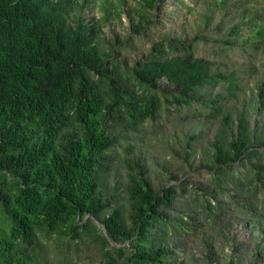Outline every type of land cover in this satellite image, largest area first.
I'll return each instance as SVG.
<instances>
[{"label":"trees","instance_id":"1","mask_svg":"<svg viewBox=\"0 0 264 264\" xmlns=\"http://www.w3.org/2000/svg\"><path fill=\"white\" fill-rule=\"evenodd\" d=\"M164 1L140 0V9L127 12L134 33L127 41L154 24L151 11ZM206 1L205 31L215 11L240 13L230 29L222 23L213 29L226 31L216 40L222 51L240 39L252 42L249 49L262 48L264 18L254 0ZM91 2L0 0V264H52L43 257L52 244L63 255L71 245H87L99 251L103 264H178L169 233L197 235L210 222L214 227L233 216L252 229L255 249L247 252L239 242L229 264H245L247 254L251 264H264V200L258 202L264 189V130L250 129L247 110L232 122L228 104L241 90L239 76L216 72L197 57L199 38L167 34L129 64L120 56L124 44L103 37L116 12L101 6L100 18H88ZM218 87L222 90L212 97L208 89ZM256 90L254 110L263 117L264 81ZM195 105L210 110L208 118L220 119L210 143L213 153L203 152V164L195 167L191 159L202 136L190 134L183 155L174 159L193 172L206 170L208 177L193 186L173 174L155 186L143 157L129 153L130 143L144 123ZM123 148L124 156L115 155ZM112 161L124 171L121 198L116 187L111 194L103 189ZM220 232L228 240L225 230Z\"/></svg>","mask_w":264,"mask_h":264},{"label":"rangeland","instance_id":"2","mask_svg":"<svg viewBox=\"0 0 264 264\" xmlns=\"http://www.w3.org/2000/svg\"><path fill=\"white\" fill-rule=\"evenodd\" d=\"M92 9H86L87 17L96 16L100 18L103 11L101 6L116 12L111 20L103 27V37L107 41H120L124 44L120 50L121 57L132 64L149 52L153 42L159 40L166 34L172 37L181 38L190 41L199 38L196 44V56L206 59L210 62L216 72H236L239 76L241 90L236 93L228 104L231 109L232 122L236 125V115L243 110H247V116L250 122V129L255 133L264 130V116L260 117L254 110V102L257 101V85L264 81V42L262 48L255 50L249 49V44L243 40H238L230 51L224 52L216 43V40L224 35L213 32L217 24L222 23L225 29H230L239 20L237 9H230L227 13L217 10L214 13L213 24L205 31V22L202 14L207 11L208 4L206 0H185V5H180L178 0H166L159 9L151 11L155 14L154 24L139 35H134L133 39L127 41L130 33L134 34L131 29V22L127 12L131 9H140V0H91ZM210 1V0H209ZM191 8V10H189ZM253 8L259 10L261 17L264 18V0H254ZM224 13V14H222ZM117 14H119L117 16ZM120 16V17H119ZM136 17V13H132ZM119 17V19L117 18ZM212 30V31H211ZM244 31L243 37H248L250 28ZM131 38V37H130ZM264 41V40H263ZM117 45L122 48V45ZM161 88H166L164 82ZM222 87L209 88L212 97H215ZM230 101V100H228ZM226 110V109H225ZM210 110L201 109L199 105L192 108L176 111L174 108L169 113L162 114L155 122H146L140 128V132L135 139L131 141L134 150L130 149L129 153L140 155L148 164L150 176L155 186H162L168 183L169 179L175 174L180 180H189L190 185L202 186L206 180L207 171L193 172L190 167L184 165L179 159H174L175 154L183 155L182 147L187 145V135L198 134L202 138L194 146L196 158H192L194 166L203 164L201 154L205 152L210 156L213 151L210 143L213 141L217 129L220 127V119H210L207 114ZM124 148L115 151V155L124 156ZM264 150V149H263ZM262 161V159L260 160ZM117 161L110 162V174L102 178L104 180L103 189L111 194L115 187L117 188L118 197H122L125 186L124 171L120 167H115ZM257 161H253L256 164ZM236 164V170L244 173V167ZM264 200V189L259 194L258 202ZM264 204V203H263ZM182 206V205H181ZM180 208H184L183 206ZM185 209V208H184ZM183 216L188 217L187 211ZM232 219L215 225L212 222L205 226L197 235L192 231H176L169 233L168 247L172 250V255L178 264H208L207 260H213L212 264H229L235 251L233 247L242 242L247 252H253L255 244L251 242L253 236L252 229H248L239 222V218L233 216ZM198 223L203 224L202 219L197 216ZM225 230L228 240L221 235V230ZM229 229V231H227ZM45 244V243H44ZM48 249L43 253L45 260L52 264H103L101 255L98 250L92 249L87 245H81L78 248L71 245L70 254L63 255L58 248ZM66 257L68 262L64 261ZM247 262L251 264L249 255H245Z\"/></svg>","mask_w":264,"mask_h":264},{"label":"water","instance_id":"3","mask_svg":"<svg viewBox=\"0 0 264 264\" xmlns=\"http://www.w3.org/2000/svg\"><path fill=\"white\" fill-rule=\"evenodd\" d=\"M167 81H168V80H167ZM98 225H99V227L101 228V230L103 231V233L105 234V231H104L102 225H101L100 223H98Z\"/></svg>","mask_w":264,"mask_h":264}]
</instances>
